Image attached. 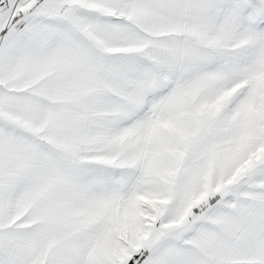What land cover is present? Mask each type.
Returning <instances> with one entry per match:
<instances>
[{
    "label": "snow or ice",
    "instance_id": "obj_1",
    "mask_svg": "<svg viewBox=\"0 0 264 264\" xmlns=\"http://www.w3.org/2000/svg\"><path fill=\"white\" fill-rule=\"evenodd\" d=\"M0 264H264V0H0Z\"/></svg>",
    "mask_w": 264,
    "mask_h": 264
}]
</instances>
